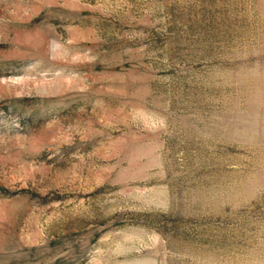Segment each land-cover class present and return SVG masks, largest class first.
Wrapping results in <instances>:
<instances>
[{"label": "rangeland", "instance_id": "obj_1", "mask_svg": "<svg viewBox=\"0 0 264 264\" xmlns=\"http://www.w3.org/2000/svg\"><path fill=\"white\" fill-rule=\"evenodd\" d=\"M0 264H264V0H0Z\"/></svg>", "mask_w": 264, "mask_h": 264}, {"label": "trees", "instance_id": "obj_2", "mask_svg": "<svg viewBox=\"0 0 264 264\" xmlns=\"http://www.w3.org/2000/svg\"><path fill=\"white\" fill-rule=\"evenodd\" d=\"M3 191V190H2Z\"/></svg>", "mask_w": 264, "mask_h": 264}]
</instances>
